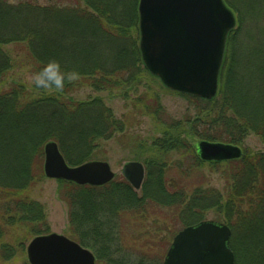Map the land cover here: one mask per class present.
Wrapping results in <instances>:
<instances>
[{"label": "trees", "instance_id": "16d2710c", "mask_svg": "<svg viewBox=\"0 0 264 264\" xmlns=\"http://www.w3.org/2000/svg\"><path fill=\"white\" fill-rule=\"evenodd\" d=\"M139 1L0 0V261L25 251L28 238L50 232L45 206L30 196L35 183L46 178L45 144L58 142L66 160L79 165L97 159L100 142L128 128L127 119H118L103 97L73 96L88 86L125 98L134 93L139 114L153 115L163 128L148 149L140 147L147 152L140 192L126 179L115 178L102 187L59 180L70 207L73 239L92 249L100 262L107 258L106 264H127L116 258L115 237L123 213L144 216L155 206L175 208L187 226L213 210L232 229L236 264H264V152L244 149L239 159L205 162L197 144L189 141L194 137L198 142L243 146L253 133L264 143V0H226L238 25L228 38L219 93L210 101L181 93L197 109L194 117L188 114L183 120L167 115L158 93L163 86L143 63ZM9 45L19 50L6 49ZM17 50L23 59L16 56ZM49 60L78 71L80 79L61 94L34 86L27 92L19 81L2 91L12 70L26 67L36 73ZM146 78L153 84L138 96ZM173 151L182 153L190 169L217 167L214 171H221L226 181L224 191L169 185L171 166H186L170 161ZM18 225L26 234L8 236L6 232Z\"/></svg>", "mask_w": 264, "mask_h": 264}, {"label": "water", "instance_id": "95a60500", "mask_svg": "<svg viewBox=\"0 0 264 264\" xmlns=\"http://www.w3.org/2000/svg\"><path fill=\"white\" fill-rule=\"evenodd\" d=\"M140 50L147 70L168 89L213 100L219 92L229 34L237 25L225 0H140ZM204 161L239 159L240 146L201 141ZM44 171L48 178L78 185L103 186L115 178L109 162L92 160L68 164L59 145H45ZM125 177L142 188L145 167L127 162ZM232 230L224 222L204 220L181 230L174 238L164 264H236L230 246ZM31 264H96L95 254L65 235L51 233L34 238L27 248Z\"/></svg>", "mask_w": 264, "mask_h": 264}, {"label": "rangeland", "instance_id": "374dc122", "mask_svg": "<svg viewBox=\"0 0 264 264\" xmlns=\"http://www.w3.org/2000/svg\"><path fill=\"white\" fill-rule=\"evenodd\" d=\"M5 48L19 50L15 45H9ZM18 50L15 53L16 56L23 59V53ZM34 74V72H30L26 67L21 69L17 68L15 71L12 70L5 79L1 89L2 91H8L10 89L9 85L11 86L19 81L25 85L27 92L29 90L34 91V85L32 83ZM147 79H145L142 87H140L138 96L146 92L147 85L153 84L152 81ZM156 83L163 86L158 80H156ZM162 88L158 89V93L160 94L161 104L170 118L183 120L188 114L193 117L197 114L196 106L189 98L182 96L179 92L170 91L165 88L166 91L164 87ZM73 96L78 100H87L95 96H101L118 119H127L128 128L123 133L116 134L110 140L101 141L97 149L99 155L97 159L110 163L113 171L116 173V179H125L123 174L125 164L130 161L142 162L147 154L145 150L148 149L151 141L161 137L160 134L163 127L160 125V122L153 115L143 116L139 114V111H137L138 108L135 107L138 105L134 102L137 95L134 93H131L129 98H125L122 94L116 92L112 94L108 91H97L94 88L85 86L76 91ZM197 140V138L189 137V141L193 145L198 142ZM137 141H139V144H137ZM143 145H147V147ZM141 146L145 150H140L143 149L140 148ZM241 147L243 150L250 149L254 152H264L262 139L253 133L249 134L244 141V145ZM150 154H152L151 151ZM170 159H172L170 160L171 162L182 161L186 163V166H171L168 172L169 185H179V187H182V185L186 184L188 188L202 186L204 189L214 188L221 192L224 191L226 181L221 171H214L217 167L206 164L199 167V169L194 167L190 169L191 167L188 168V160H184L182 153H177V151L170 153ZM177 168H182L183 171H178ZM187 171L191 173L189 177ZM35 184L33 189L30 190V196L45 206L50 232L75 238L69 224L70 207L60 192V183L54 179L43 178ZM1 200L3 201L4 198L0 193ZM122 215L121 232L117 233L118 236L116 235L115 237V242L118 247L116 248L118 250L116 258L122 259L127 264H140L141 261L144 264H163L174 236L184 228V224L180 220V214L175 211V208L155 206L152 207L150 213L144 216L134 215L133 212L123 213ZM205 219L224 222L225 218L218 219L215 211L210 210ZM17 227L9 229L6 232L8 236L13 234H20L22 236L26 234V231L23 232L19 225ZM8 239L7 237L5 241H10ZM31 240L32 238H28L26 241L25 251L19 250L13 259L0 261V264H30L28 261L27 246ZM104 259L102 262L98 261L97 264H106L107 258Z\"/></svg>", "mask_w": 264, "mask_h": 264}, {"label": "clouds", "instance_id": "9594fccd", "mask_svg": "<svg viewBox=\"0 0 264 264\" xmlns=\"http://www.w3.org/2000/svg\"><path fill=\"white\" fill-rule=\"evenodd\" d=\"M80 79L78 71L65 69L57 60H49L34 74L33 85L36 89L49 94H61L68 84Z\"/></svg>", "mask_w": 264, "mask_h": 264}]
</instances>
